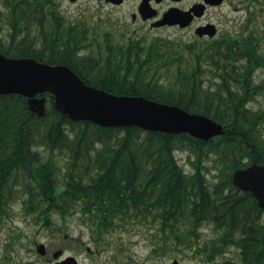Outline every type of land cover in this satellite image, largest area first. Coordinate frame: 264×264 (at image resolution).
<instances>
[{"label": "trees", "instance_id": "1", "mask_svg": "<svg viewBox=\"0 0 264 264\" xmlns=\"http://www.w3.org/2000/svg\"><path fill=\"white\" fill-rule=\"evenodd\" d=\"M244 2L248 11L235 32L192 45L120 39L104 25L74 24L55 0H0L3 55L66 65L90 86L207 116L225 132L202 141L137 127L104 129L71 121L50 94L41 95L43 117L26 97L0 95V222L21 199L25 214L47 225L52 215L90 222L96 242L148 225L161 238L155 252L162 255L177 258L186 248L206 264H264V209L232 182L236 170L264 165V0ZM178 150L195 156L191 173L177 161ZM205 226L219 235L200 246ZM230 248L237 258L219 261Z\"/></svg>", "mask_w": 264, "mask_h": 264}, {"label": "water", "instance_id": "2", "mask_svg": "<svg viewBox=\"0 0 264 264\" xmlns=\"http://www.w3.org/2000/svg\"><path fill=\"white\" fill-rule=\"evenodd\" d=\"M106 1L121 4L124 0ZM223 1L216 0L215 3ZM177 15V10H172L165 16L171 19ZM12 94L26 97L29 109L39 117L45 116L47 109V98L41 95L50 94L54 97L55 110L71 121L91 122L104 129L137 127L177 136L188 134L202 141L225 133L222 124L207 116L142 96L115 95L90 86L66 65L7 57L0 52V95ZM232 182L241 191L250 192L258 206L264 209V165L254 163L236 170ZM174 264L178 263L175 261Z\"/></svg>", "mask_w": 264, "mask_h": 264}, {"label": "rangeland", "instance_id": "3", "mask_svg": "<svg viewBox=\"0 0 264 264\" xmlns=\"http://www.w3.org/2000/svg\"><path fill=\"white\" fill-rule=\"evenodd\" d=\"M55 1L68 22H73L74 24L84 22L89 24L90 27L104 25L106 28L114 30L118 34L117 38L120 39L136 36L145 37L148 41L156 37L184 40L183 33L171 29L156 30L149 35H146L145 31H137L134 28L135 26L131 24L130 17L134 0H128L124 6L119 7L110 5L105 1L89 2L81 0L77 3H72L70 0ZM246 11H248V7L244 0H228L222 8V15L226 20L221 25L220 36L228 29H232L235 32V29L239 28L245 20ZM43 152L45 154L44 157H48L49 152ZM176 156L184 171L191 173L195 156L189 151L183 150H178ZM56 159L59 165L64 168L66 159L61 155H58ZM214 175L215 171L208 174L207 180L212 182ZM8 209L9 216L0 222V259L2 250L9 242V237L17 235L18 241H20L21 235L26 237L25 240L20 241V244H17L16 250L22 249V244L26 242H28L27 247L31 249L33 248L31 241L45 242L49 238V232L58 229V231H65L74 238H82L81 241L86 243L85 247L91 249L100 247L104 251L101 258L109 264H113V262L115 264H174L175 261L178 264H206L202 256L194 255L192 251L186 248L181 250L183 252L174 253L177 258L155 252L157 244L161 243V238L155 234L154 230L149 232L148 225L131 227L127 231L119 229L110 234L106 233L100 236L99 242H96L92 233L93 225L90 222H85L77 215L67 217L64 220H61L59 216L52 215L48 218L50 223L47 225L46 221L35 220L33 216L26 215L21 199L14 202ZM200 235L201 242L199 243L202 246L204 241H214L218 237L219 232L214 230L212 226H205L201 229ZM225 252L224 255L218 257L219 261L237 258V252L234 248H230Z\"/></svg>", "mask_w": 264, "mask_h": 264}, {"label": "flooded vegetation", "instance_id": "4", "mask_svg": "<svg viewBox=\"0 0 264 264\" xmlns=\"http://www.w3.org/2000/svg\"><path fill=\"white\" fill-rule=\"evenodd\" d=\"M79 1L81 0L73 3ZM127 1L124 0L122 4H108L119 7L124 6ZM215 1L134 0L130 11L131 24L137 31H145L146 35L156 30L171 29L183 33L184 41L188 44H213L220 38L221 25L226 20L222 15V8L228 0L220 4ZM172 10H177V17L167 19L165 15ZM25 239L26 237L21 235L20 241ZM8 240V244L2 250L0 264H109L101 258L104 251L100 247L96 249L85 247L86 243L81 241L82 238H74L58 229L49 232V238L45 242L31 241L33 246L31 249L27 247L26 242L22 244V249L16 250L17 244L22 242L18 241L17 235L9 237Z\"/></svg>", "mask_w": 264, "mask_h": 264}]
</instances>
